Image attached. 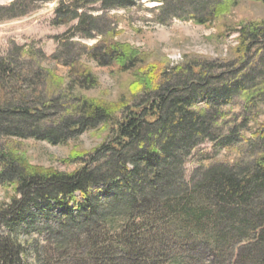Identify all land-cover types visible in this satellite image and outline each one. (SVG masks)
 I'll list each match as a JSON object with an SVG mask.
<instances>
[{
	"label": "trees",
	"instance_id": "obj_1",
	"mask_svg": "<svg viewBox=\"0 0 264 264\" xmlns=\"http://www.w3.org/2000/svg\"><path fill=\"white\" fill-rule=\"evenodd\" d=\"M138 1L70 0L52 26L77 22L89 37L86 7L109 13ZM152 1L159 18L217 23V42L234 36L226 55L172 64L99 34L86 55L130 76L114 101L84 94L98 79L74 56H52L65 78L32 71L30 53L0 58V140L10 141L0 147V264H264V18L230 20L238 5L264 0ZM51 2L11 0L0 22ZM85 131L100 143L73 147L67 173L31 165L11 142L58 145ZM206 142L233 160L187 182V160Z\"/></svg>",
	"mask_w": 264,
	"mask_h": 264
},
{
	"label": "rangeland",
	"instance_id": "obj_2",
	"mask_svg": "<svg viewBox=\"0 0 264 264\" xmlns=\"http://www.w3.org/2000/svg\"><path fill=\"white\" fill-rule=\"evenodd\" d=\"M70 0H53L51 3L37 5L28 16L14 20L0 22V58H5L10 52L30 53L34 58L27 63L32 71L51 72L53 75L65 78L68 68L52 59L56 53L64 56H74L92 69L98 79V87L85 92L92 98L114 101L120 94L127 92L130 76L119 74L114 65L101 66L90 59L85 48L94 46L100 36L107 31L112 32L115 41L128 44L142 52L152 53L155 57H167L172 64L180 63L185 56L215 58L225 56L234 36L227 37L225 42L219 43L214 36L217 33V23L212 26H199L190 20L182 21L177 18L161 17L154 11L158 6L152 0H140L134 7L126 10H114L109 13L100 11L99 5L86 7L83 12L87 18L94 20L96 30L91 31L89 37L77 31V22L69 27H54L52 20L54 11L62 3L67 6ZM11 0H0V6H6ZM247 8L238 5L230 20L238 22L241 19L258 20L264 18V3L248 2ZM189 7L185 1L184 12ZM65 11V10H64ZM186 17V16H185ZM99 34H101L99 36ZM20 50V52L17 51ZM22 51V52H21ZM41 54L44 57H41ZM34 56V57H33ZM38 56V59L35 57ZM127 94V93H126ZM56 124L55 121H53ZM8 140H0V147ZM11 142L19 144L25 151L29 163L33 166L53 168L58 172L67 173L75 166L62 163L67 153L75 146L85 150L95 148L100 139L91 131H85L75 139H67L62 144L50 145L45 141L18 140ZM10 141L8 142V144ZM233 153L216 148L214 144L204 143L188 158L185 165V180L189 182L192 174L199 167L210 162H230ZM4 198L0 188V201ZM30 256V255H29ZM28 264H34L30 256Z\"/></svg>",
	"mask_w": 264,
	"mask_h": 264
}]
</instances>
